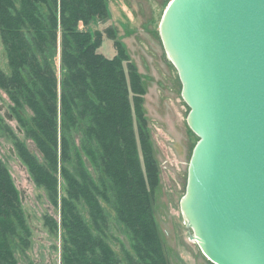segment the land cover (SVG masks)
<instances>
[{
    "label": "trees",
    "instance_id": "16d2710c",
    "mask_svg": "<svg viewBox=\"0 0 264 264\" xmlns=\"http://www.w3.org/2000/svg\"><path fill=\"white\" fill-rule=\"evenodd\" d=\"M110 18L108 0H0L8 66L0 67V88L38 151L14 142L53 210L42 220L59 237V264H169L153 209L148 122L137 102L145 89L138 83L135 91L139 75L124 44L116 41L106 57L98 51L103 34L92 28ZM32 236L0 157V264H35Z\"/></svg>",
    "mask_w": 264,
    "mask_h": 264
},
{
    "label": "water",
    "instance_id": "95a60500",
    "mask_svg": "<svg viewBox=\"0 0 264 264\" xmlns=\"http://www.w3.org/2000/svg\"><path fill=\"white\" fill-rule=\"evenodd\" d=\"M159 33L198 138L189 239L213 264H264V0H171Z\"/></svg>",
    "mask_w": 264,
    "mask_h": 264
},
{
    "label": "rangeland",
    "instance_id": "374dc122",
    "mask_svg": "<svg viewBox=\"0 0 264 264\" xmlns=\"http://www.w3.org/2000/svg\"><path fill=\"white\" fill-rule=\"evenodd\" d=\"M125 1L136 19L134 24L123 22L129 26L121 27L119 23L112 22L107 29L106 22L92 25V28L100 29L103 34L98 51L106 57L111 58L116 54V41L120 46L124 44L123 48L127 50L139 75L138 80L134 79L135 91H140L138 83L145 89L142 101L139 99L137 102L147 117L149 144L157 168L158 182L153 209L158 233L163 238L169 264H213L201 253L197 243L189 239L190 231L185 226L180 210V200L186 188L187 166L198 138L188 127L186 117L189 108L181 97L177 71L168 60L159 33L163 12L171 0H153L151 5L146 6L141 0H112L117 6H122L124 14ZM0 67L8 71L1 40ZM13 105L7 92L0 88V157L21 191L23 208L33 233L28 257L35 264H59V237L48 234L51 232L44 227L42 220L44 213H53V210L45 192L32 182L14 142L20 139L33 153L37 154L38 151L31 139L26 137L12 109ZM20 112L24 117L31 116L29 109H20ZM86 160L89 161L88 158ZM117 233H123V230L115 231L119 242L114 244L119 250L124 237Z\"/></svg>",
    "mask_w": 264,
    "mask_h": 264
},
{
    "label": "crops",
    "instance_id": "0c3cea01",
    "mask_svg": "<svg viewBox=\"0 0 264 264\" xmlns=\"http://www.w3.org/2000/svg\"><path fill=\"white\" fill-rule=\"evenodd\" d=\"M143 5L146 6L148 4L151 5L153 3V0H141ZM125 5L123 6L124 12L122 11V6L119 4L118 6L112 2V0H108V9L111 13V18L109 21H107L108 26H111L112 22L113 23H119L121 27H128L125 24H134L136 22V19L131 15V10L129 9L127 2L125 1ZM126 6V7H125ZM140 5H137L139 7ZM120 8V9H119ZM140 11V8H138ZM127 10V11H126ZM127 15V16H126ZM123 22H126L123 24Z\"/></svg>",
    "mask_w": 264,
    "mask_h": 264
}]
</instances>
